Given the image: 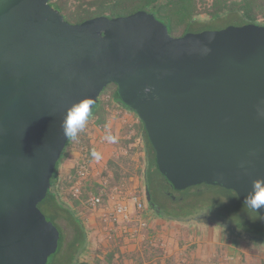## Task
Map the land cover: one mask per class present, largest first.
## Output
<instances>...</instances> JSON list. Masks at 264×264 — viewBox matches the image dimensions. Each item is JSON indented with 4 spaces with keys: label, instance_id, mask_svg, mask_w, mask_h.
Masks as SVG:
<instances>
[{
    "label": "water",
    "instance_id": "water-1",
    "mask_svg": "<svg viewBox=\"0 0 264 264\" xmlns=\"http://www.w3.org/2000/svg\"><path fill=\"white\" fill-rule=\"evenodd\" d=\"M112 84L175 191L222 187L248 207L264 178V26L176 38L147 11L71 24L50 0H0V264H48L58 252L39 204L69 140L61 123L85 98L91 113ZM144 197L154 209L147 185Z\"/></svg>",
    "mask_w": 264,
    "mask_h": 264
},
{
    "label": "rangeland",
    "instance_id": "rangeland-1",
    "mask_svg": "<svg viewBox=\"0 0 264 264\" xmlns=\"http://www.w3.org/2000/svg\"><path fill=\"white\" fill-rule=\"evenodd\" d=\"M211 1L212 0H205L207 3ZM200 18H203V16ZM259 22L264 24V18ZM229 25L242 26L245 24L242 20L232 23L220 21L208 25L205 30H221ZM200 30L201 29H197L195 31ZM171 36L178 38L181 37V34L171 33ZM116 91L117 88L113 84L105 88L99 98V105L96 106L93 114L98 113L103 105L116 104L117 102L114 98V93H116ZM116 119L119 122L123 120L119 115ZM93 123L94 121L88 118L84 129L78 133L76 139H72L71 145L67 149V157L60 165L58 175L62 200L72 208L73 200L71 199L72 193L69 178L76 174L82 166L86 167L89 171L88 180L92 183L91 187H95V185L99 186V184L107 181L109 183V188L124 186L127 189L134 188L141 195H144L146 180L142 172L146 171V166L143 161L144 152H142V142L139 143V141H136V144L134 143L135 145H126L125 143L130 140L127 137H134V135L130 133L132 129L127 127L128 129H126V131L124 129V135H119L118 140L114 142L105 140L99 143L97 132L92 129ZM90 136L93 137L90 139ZM94 137L96 139H94ZM90 140L94 141V143H90ZM91 145L96 150L94 153L97 154L93 155L92 158L89 157V148ZM131 152L135 153L131 154ZM116 157L123 158V160L118 163L121 168V176L118 179L115 178V167L111 168L109 166V162L116 159ZM147 178V185L149 186L151 196L155 197L160 191H169L172 195L176 196L177 199L181 198L183 203L187 204L188 210L181 209L184 213L180 215V217L182 216V218L185 219L210 217L217 222L229 224L228 226L237 234H243L242 238H237L240 241V243H238V241L236 242L237 246L238 244L243 246L246 240L251 241L250 243L253 245L251 249L253 257L249 264H264V243L260 241L264 240V216H260L256 211L244 205L235 193L222 187L200 185L181 192L175 191L176 194L170 190L163 176L155 168L151 169V167L148 168ZM152 183L155 188H153ZM76 201L80 202V206L75 209L73 207V209L81 219L89 235L88 246L85 252L80 255L79 264H100L105 251L103 246V229L99 217L88 210L86 204H84V200ZM40 210L44 215L49 217L44 205L40 206ZM148 210L151 211L149 207ZM152 213L155 214L154 211H152ZM56 223L61 228L64 235L63 251L56 256L50 257L48 264H72L71 253L67 251L75 234L70 218L67 214L62 213L60 217L56 219ZM194 223L195 220L192 221V225H194ZM224 231L228 234L226 230ZM241 261L239 264L244 263V261Z\"/></svg>",
    "mask_w": 264,
    "mask_h": 264
},
{
    "label": "trees",
    "instance_id": "trees-1",
    "mask_svg": "<svg viewBox=\"0 0 264 264\" xmlns=\"http://www.w3.org/2000/svg\"><path fill=\"white\" fill-rule=\"evenodd\" d=\"M50 2L52 6L64 16L65 20L71 24H81L96 17L105 16L107 18H117L129 16L138 11H147L153 14L156 19L166 24L170 35L171 33H177L183 36L188 32H201L204 31L208 25L220 21H228L232 23L242 20L244 24H257L264 26V24L259 22L264 18V0H212L208 3L205 2V0H50ZM201 16H203V18H200ZM197 29L201 30L195 31ZM113 85L117 88L115 84ZM114 98L116 102H119V98L116 93H114ZM96 106L94 107L93 111L95 110ZM122 106L129 110L124 104H122ZM93 111L89 116L93 115ZM131 112L135 114L133 111ZM98 123L100 124L101 121ZM140 123L144 133L142 152H144L143 161L146 166V171L142 173L145 176L147 185L148 168H155L157 171L158 169L155 162V151L147 137L143 123L141 121ZM133 141L134 139L128 140L125 144L131 145ZM71 142L72 139H69L51 179V189L49 190L46 199L39 204V208L41 205H44L50 218L47 215L45 216L60 231L61 237L59 249L58 252L53 256H56L61 251H63L62 248L64 241L63 232L57 225L56 219L60 217L62 213L67 214V216L70 218L75 234L73 240L68 246L67 251L71 253L72 264H79V257L85 252L88 246L89 235L88 232H86L81 219L74 210L80 206V202L76 201L71 196V199L73 200V206L71 208L62 200L58 175V170L62 162L67 157V149L71 145ZM93 153L94 152H92V148L90 147V158H92ZM132 153L135 152H131V154ZM121 160H123V158L116 157V159H113L109 162V166L111 168L115 167L114 174L116 179L120 178L121 176V168L118 164ZM163 178L167 182L166 178ZM152 185L153 188H155L153 183ZM147 187L149 189L148 185ZM90 189L98 192V185H95V187ZM183 213L184 211L179 213L156 212L159 217L167 220L185 223L194 221V218L185 219L182 218V216L180 217V215ZM260 241L264 243V240ZM111 258L112 256L109 257V259Z\"/></svg>",
    "mask_w": 264,
    "mask_h": 264
},
{
    "label": "crops",
    "instance_id": "crops-1",
    "mask_svg": "<svg viewBox=\"0 0 264 264\" xmlns=\"http://www.w3.org/2000/svg\"><path fill=\"white\" fill-rule=\"evenodd\" d=\"M118 115L123 118L120 122L116 119ZM89 119L94 121L92 129L97 132L99 143L105 140L112 142L108 140L110 135L118 140L119 135H124L129 127L134 137L127 138L134 139L132 144H136V141L144 144V133L138 117L118 102L114 105H103L101 110L89 116ZM91 137L93 136H90V139ZM90 143L94 141L90 140ZM147 217L152 230L164 240L167 247L153 249L147 246V242L127 241L120 251L123 264H239L242 258L243 264L251 262L253 257L251 241L246 240L243 246L239 244L237 246L236 242L240 243L237 238L241 237L232 234L229 236V233L226 234L214 224L192 225V222L167 220L156 213L153 214L152 210H148Z\"/></svg>",
    "mask_w": 264,
    "mask_h": 264
},
{
    "label": "built area",
    "instance_id": "built-area-1",
    "mask_svg": "<svg viewBox=\"0 0 264 264\" xmlns=\"http://www.w3.org/2000/svg\"><path fill=\"white\" fill-rule=\"evenodd\" d=\"M91 148L92 152L96 151L92 145ZM88 177V169L82 166L76 174L70 176L69 183L72 197L75 200H84L88 210L99 217L105 251L101 264H123L120 251L127 241L147 242V246L153 249L167 247L164 240H161L150 226L147 217L148 204L144 195L134 188L127 189L124 186L109 188L107 181L99 184L98 192H95L90 189L92 183ZM108 256L112 258L109 259Z\"/></svg>",
    "mask_w": 264,
    "mask_h": 264
},
{
    "label": "clouds",
    "instance_id": "clouds-1",
    "mask_svg": "<svg viewBox=\"0 0 264 264\" xmlns=\"http://www.w3.org/2000/svg\"><path fill=\"white\" fill-rule=\"evenodd\" d=\"M145 92H149L146 88ZM92 105L91 98H85L78 103H74L64 116L61 127L63 135L67 139H76L80 131L84 129L90 115V107ZM259 115L264 117V110L259 109ZM114 142V137H109ZM93 155H97L93 153ZM245 204L250 209L258 212V209L264 205V178H258L252 182V190L245 200ZM235 224V223H234ZM236 225V224H235ZM237 226V225H236Z\"/></svg>",
    "mask_w": 264,
    "mask_h": 264
},
{
    "label": "flooded vegetation",
    "instance_id": "flooded-vegetation-1",
    "mask_svg": "<svg viewBox=\"0 0 264 264\" xmlns=\"http://www.w3.org/2000/svg\"><path fill=\"white\" fill-rule=\"evenodd\" d=\"M169 187H170L171 191L175 192V190L173 189V187H171V185H169ZM231 192H233V191H231ZM152 201L154 204V209L151 208V210L154 211L155 213L156 212L157 213H161V212H163V213L178 212L179 213V212H181V209L188 210L187 204L186 203L184 204L183 200L181 198L177 199V197L172 195V193L169 191H165V190L160 191L155 197L152 196ZM148 207H149V205H148ZM194 220H196V218H194ZM195 223H196V221H195ZM211 224H214L217 227H219L223 230H226L228 233L232 234L233 236H239L241 238L243 237V234H240V233L237 234L235 231H233L231 229V227L228 226L229 224H226V223H223V224L211 223Z\"/></svg>",
    "mask_w": 264,
    "mask_h": 264
}]
</instances>
